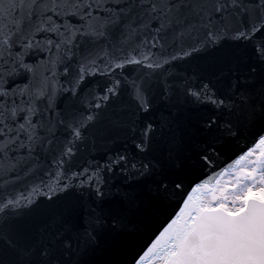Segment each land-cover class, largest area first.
Returning a JSON list of instances; mask_svg holds the SVG:
<instances>
[{
  "label": "snow or ice",
  "instance_id": "1",
  "mask_svg": "<svg viewBox=\"0 0 264 264\" xmlns=\"http://www.w3.org/2000/svg\"><path fill=\"white\" fill-rule=\"evenodd\" d=\"M0 264H264V0H0Z\"/></svg>",
  "mask_w": 264,
  "mask_h": 264
},
{
  "label": "water",
  "instance_id": "2",
  "mask_svg": "<svg viewBox=\"0 0 264 264\" xmlns=\"http://www.w3.org/2000/svg\"><path fill=\"white\" fill-rule=\"evenodd\" d=\"M228 161H225V163H227ZM218 163V166L222 167L223 165L220 164L219 162ZM217 169H205L204 170V175L201 176V179H211L213 173L216 171Z\"/></svg>",
  "mask_w": 264,
  "mask_h": 264
}]
</instances>
